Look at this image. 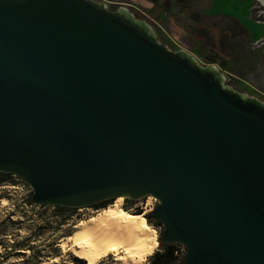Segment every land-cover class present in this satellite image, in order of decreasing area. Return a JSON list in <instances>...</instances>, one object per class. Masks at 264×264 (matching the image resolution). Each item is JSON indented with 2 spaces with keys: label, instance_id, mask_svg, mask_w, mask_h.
I'll list each match as a JSON object with an SVG mask.
<instances>
[{
  "label": "water",
  "instance_id": "1",
  "mask_svg": "<svg viewBox=\"0 0 264 264\" xmlns=\"http://www.w3.org/2000/svg\"><path fill=\"white\" fill-rule=\"evenodd\" d=\"M210 65L93 0H0V173L39 206L151 197L183 264H264V103Z\"/></svg>",
  "mask_w": 264,
  "mask_h": 264
},
{
  "label": "rangeland",
  "instance_id": "2",
  "mask_svg": "<svg viewBox=\"0 0 264 264\" xmlns=\"http://www.w3.org/2000/svg\"><path fill=\"white\" fill-rule=\"evenodd\" d=\"M93 1L103 4L111 12L124 10L135 21L148 25L155 40L170 51H183L193 56L200 66L215 64L216 70L224 76L223 86L225 88L264 103V96L260 94L264 95V89L258 93L256 92L258 90L251 88L250 84L241 82V72L237 68L235 71L232 68L224 69L221 67L225 63L220 61L219 57L216 56L217 54L213 55L208 51L205 45L207 39L204 38V41L195 47H193L194 43L189 40L190 32L196 34V30L201 29L202 26L211 27V25H215L218 29H222L227 25L232 32V43L236 40L233 43V46L236 45L235 50L240 47L242 50H245L246 47H257L258 38H253L251 37L252 34L251 36L248 34L246 24H254L258 28L264 24V16L261 15V13L264 14V8L258 3L259 0H257L258 2L256 0H242L241 4L236 6L235 18L225 16L233 21L229 24H225L220 19H217L216 22L207 20L206 17L211 16H206L202 11H207L213 0L206 2L204 5L207 6L204 9L197 8L193 4L189 5L188 17L176 21H171L166 14L161 17L156 5L143 4L144 1L141 0ZM200 11L202 14L199 13ZM222 12L224 13V11ZM221 15L223 14H220L219 18ZM199 32L203 34L202 31ZM246 61L250 62L249 59ZM230 66L232 67V64ZM6 178L7 182L0 186V264H22L25 261H28L27 264H37L38 261L42 264H71V259L74 256L68 247L61 246L62 241L74 232L79 222L96 216L104 209L88 207L63 211L56 209V207L38 206L32 204V190L28 185L12 175ZM115 203L116 199L110 200L106 204L110 206ZM155 204L156 201L153 198L145 197L138 201L123 199L120 205L122 212L130 215L141 213L146 226L155 232L154 241L157 243V247L152 255L160 251L159 239L162 233V225L159 221L149 220L146 222L144 218L150 216ZM175 247L178 252L177 260L181 262L185 259L186 248L180 244H176ZM152 257L146 258L141 264H149ZM117 258L109 255L98 264H118Z\"/></svg>",
  "mask_w": 264,
  "mask_h": 264
},
{
  "label": "bare ground",
  "instance_id": "3",
  "mask_svg": "<svg viewBox=\"0 0 264 264\" xmlns=\"http://www.w3.org/2000/svg\"><path fill=\"white\" fill-rule=\"evenodd\" d=\"M122 202L118 198L114 205L79 222L61 246L85 264H98L109 255L118 257V264H141L151 257L157 247L155 232L146 226L143 216L122 212Z\"/></svg>",
  "mask_w": 264,
  "mask_h": 264
},
{
  "label": "crops",
  "instance_id": "4",
  "mask_svg": "<svg viewBox=\"0 0 264 264\" xmlns=\"http://www.w3.org/2000/svg\"><path fill=\"white\" fill-rule=\"evenodd\" d=\"M144 1L143 4H150L153 6L152 0H141ZM209 0H190V3H187V5H179L177 6V11L173 14H169V11L166 9L157 8L159 13L161 14V17L166 14L171 21H176L178 19L188 17V11L189 9H185L189 5L193 4L197 8H203L207 5H204ZM242 0H213L211 7L207 9V11H202L206 16L207 20H211V22H216L217 19H220L224 21L225 24L232 23L233 21L230 18H227L225 16H229L231 18H235V13L237 11L236 6L241 4ZM257 1V0H256ZM258 2V1H257ZM214 4V5H213ZM263 4V3H262ZM203 5V6H200ZM199 10L197 9V12ZM224 11V13L222 12ZM200 14L201 11L199 12ZM221 17L219 18V15ZM170 15V16H169ZM261 15L264 16L263 13ZM205 18V19H206ZM254 23V22H253ZM215 26V25H214ZM211 25V27H201L203 34H199L196 30V34L192 31L190 32L189 40L190 42L194 43V46H197L199 43H202L204 41V38L207 39V42L205 45L207 46L208 51L211 52V54H217L216 56L219 57L220 61H223L225 63L223 66L224 69L232 68L236 71V68L241 72L240 81L245 82L247 84H250L253 89H256L258 93L259 91L264 89V24L260 25V28H258L254 24L247 23V29L248 34L253 38H258L256 44L257 47H246L245 50H242V48L234 49L236 45L233 46V43L236 41L234 40L232 43V32L227 27H222V29H218L216 26L214 27ZM261 35V37H260ZM260 37V38H259ZM234 38H236L234 36ZM249 59L250 62L246 61ZM219 63V62H218ZM232 64V67L230 66ZM250 64V66H248ZM215 65V64H213ZM218 65V64H216ZM234 67V68H233ZM224 77V76H223ZM237 77V76H236ZM238 79V78H236ZM245 80V81H244ZM262 96H264L262 93H260Z\"/></svg>",
  "mask_w": 264,
  "mask_h": 264
},
{
  "label": "trees",
  "instance_id": "5",
  "mask_svg": "<svg viewBox=\"0 0 264 264\" xmlns=\"http://www.w3.org/2000/svg\"><path fill=\"white\" fill-rule=\"evenodd\" d=\"M7 176L9 175L0 173V186H2L3 184L7 182V178H6ZM103 203H104L103 205H100L95 208L105 209L106 207L109 206L106 204L107 202H103ZM56 209L63 210V211L70 210L68 208H61V207H56ZM136 215H141V213H136ZM175 246L176 244H162L159 241L160 251L152 255L153 257L151 256L152 258L149 264H183L184 259L181 262L177 260L178 252ZM27 263L28 261H25L22 264H27ZM37 264H42V263L38 261ZM50 264H63V263H50ZM71 264H85V263L81 259L74 257L71 259Z\"/></svg>",
  "mask_w": 264,
  "mask_h": 264
},
{
  "label": "flooded vegetation",
  "instance_id": "6",
  "mask_svg": "<svg viewBox=\"0 0 264 264\" xmlns=\"http://www.w3.org/2000/svg\"><path fill=\"white\" fill-rule=\"evenodd\" d=\"M152 1H153V4H152L153 6L156 5L157 8L166 9L167 11H169V14H173L174 12H176L177 11V6H179V5H187V3H190L189 2L190 0H152ZM259 1L261 3H263V5H264V0H259ZM187 8L188 7H186L185 9H187ZM202 30H204V29H202V28L199 29V31H202ZM199 34H200V32H199ZM106 202H108V201H106ZM103 204L104 203H101V204H98V205H95V206H91V207H98V206L103 205Z\"/></svg>",
  "mask_w": 264,
  "mask_h": 264
}]
</instances>
